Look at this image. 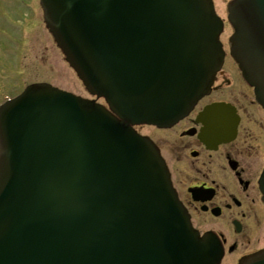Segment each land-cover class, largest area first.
Instances as JSON below:
<instances>
[{"label":"water","instance_id":"water-1","mask_svg":"<svg viewBox=\"0 0 264 264\" xmlns=\"http://www.w3.org/2000/svg\"><path fill=\"white\" fill-rule=\"evenodd\" d=\"M58 47L103 105L36 84L0 108V264H220L133 125L170 127L225 53L212 0H41ZM232 56L264 106V0H235ZM214 137L238 117L218 105ZM264 193V172L260 181ZM257 264H264L263 260Z\"/></svg>","mask_w":264,"mask_h":264},{"label":"flooded vegetation","instance_id":"flooded-vegetation-1","mask_svg":"<svg viewBox=\"0 0 264 264\" xmlns=\"http://www.w3.org/2000/svg\"><path fill=\"white\" fill-rule=\"evenodd\" d=\"M231 72L234 83L222 75L211 94L174 127L138 129L159 147L193 227L223 246L221 264H231L235 253L238 264L248 257L250 263L243 264L264 263V109L239 71ZM215 102L232 104L240 121L233 140L209 146L199 137L198 116Z\"/></svg>","mask_w":264,"mask_h":264},{"label":"rangeland","instance_id":"rangeland-1","mask_svg":"<svg viewBox=\"0 0 264 264\" xmlns=\"http://www.w3.org/2000/svg\"><path fill=\"white\" fill-rule=\"evenodd\" d=\"M229 1L214 0L217 12L225 20ZM232 33L233 29L226 27L221 37L228 54ZM228 63L234 65L230 57ZM227 64L222 75L234 83V74L233 77L229 74L233 69ZM36 81L91 97L46 28L39 0H0V102L6 96H16L25 85ZM238 255H232L235 260L231 264H238Z\"/></svg>","mask_w":264,"mask_h":264},{"label":"bare ground","instance_id":"bare-ground-1","mask_svg":"<svg viewBox=\"0 0 264 264\" xmlns=\"http://www.w3.org/2000/svg\"><path fill=\"white\" fill-rule=\"evenodd\" d=\"M47 36V35H46ZM48 37V36H47Z\"/></svg>","mask_w":264,"mask_h":264}]
</instances>
